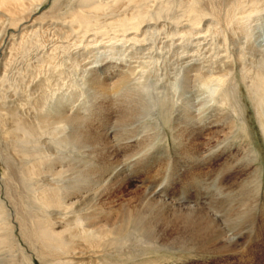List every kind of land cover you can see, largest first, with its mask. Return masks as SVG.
Segmentation results:
<instances>
[{"label":"bare ground","instance_id":"bare-ground-1","mask_svg":"<svg viewBox=\"0 0 264 264\" xmlns=\"http://www.w3.org/2000/svg\"><path fill=\"white\" fill-rule=\"evenodd\" d=\"M201 1L66 0L61 5V0H0V48L5 42L9 43V39H6L8 32L13 30L20 33L18 39L14 38L2 47L5 58L2 66L0 63L1 86L5 81L18 82L24 78L22 73L11 77L7 73L17 55L28 49L27 33L38 36V29L53 19L60 20L63 27L70 26L72 31L69 36L73 31L81 33L79 43L92 32L89 35L92 41L89 40L86 46L96 42L100 35H113L108 36V41L120 38L126 42H145L149 34L159 40V54L163 51L165 55H170L172 45H178L177 52L168 59L177 63H170L176 66L175 70L178 68L176 73L175 70L170 72L174 78L165 70L167 64L164 68L159 66L163 71L156 73L155 82L149 88L151 91L145 96L146 100L139 94V86L145 83L148 75H142L139 85L134 83V86H128L132 73L124 74L125 69L107 86L106 82L113 78V71L112 65L104 64L99 69L101 75H95L92 81L103 95L111 85L121 98L114 102L118 106L117 114L109 110L111 107L108 104L95 105L99 114L94 121L77 115L53 118L42 114V109L32 117L20 108L23 102L13 104L5 100L10 95H5L0 87V100L3 102H0V264H35V259L42 264H122L163 249L190 255L199 253L225 257L238 253V242L231 241L234 238L230 240L231 236L226 234L229 225H233L239 217L238 212L235 215L232 212L238 210L240 214L248 213L249 221L241 219L250 224L247 228L251 229L257 225V207L240 208L229 204L228 208L217 207L218 213L215 214L204 207L181 206L159 198L149 188L138 187H135L128 200L112 204V196L128 183L124 165L118 162L114 150V139L121 140H117L118 148L129 151L136 149L126 159L134 162V167L151 154L148 148L150 137L132 135L130 132L142 119L159 115L161 122L154 129L158 128L161 133L157 131L156 138L159 139L161 135L160 140L168 139L170 134L178 140L180 154L185 156L197 155L201 144L200 134L216 128L218 124L222 127L227 124L246 126L243 116L247 109L244 104L250 106L257 126L264 133V28L255 32L254 26L257 22L255 15L264 10V2ZM48 2L49 9L38 13V9ZM171 5L181 10V16L186 20L184 25L178 17L164 15V11L172 8ZM167 20L171 21L170 26ZM179 25L182 27L179 28ZM65 34L68 35V32ZM186 39L195 43L190 50L178 42ZM146 49L148 51L150 48ZM179 49L181 52L178 53ZM53 50L43 51L37 56L36 67L51 65ZM181 54L186 56L182 57ZM172 79H177L176 82L181 80V91L174 80L173 83L170 81ZM47 80L45 78L43 81ZM195 84L205 86L207 91L203 93L201 90L202 97L199 95L195 99H187L183 90L187 91V87ZM9 86L14 87L12 90L20 89L11 84ZM178 91L180 95L176 97ZM36 105L34 107L37 110ZM176 106L178 108L174 110ZM154 107L157 110H152ZM231 113H236L239 118L242 114V120H235ZM111 115L114 117L112 124ZM53 123L67 124L70 132L63 140L71 148L89 156L80 168L56 169L55 162L51 164V153L47 146L49 140L43 139V136ZM166 124H170L168 129L165 128ZM133 144L135 147L132 149L130 146ZM162 148H159V152ZM208 148L211 153L216 150L210 146ZM250 192V197L256 199L259 184ZM219 215L223 218L219 219ZM145 262L156 264L154 259L149 258L133 264Z\"/></svg>","mask_w":264,"mask_h":264},{"label":"rangeland","instance_id":"rangeland-1","mask_svg":"<svg viewBox=\"0 0 264 264\" xmlns=\"http://www.w3.org/2000/svg\"><path fill=\"white\" fill-rule=\"evenodd\" d=\"M64 1L66 0H63V2L61 0L60 4L63 5L65 3ZM205 1L206 0H202L201 2ZM49 7L50 3L48 2L38 9V13L45 9H49ZM171 7L172 8L169 9V11H164V15L167 14L168 17L172 16L173 18L178 17L181 19L184 25L186 20H184L185 18L181 16V10L172 5ZM262 7L264 8V4ZM38 13L35 16H37ZM255 20H257V22L253 24L256 26L255 32H258L260 28H264V10H261L255 15ZM60 22V20L58 21L53 19V21L51 20L47 24L44 23L41 28L38 29V36H30V33H27V35H29L27 40L31 48L27 43L26 48L28 49H25L23 52L17 55V61L14 60V63H12L11 68L8 71L9 74L7 73V75L10 77L12 75L18 76L19 73H22L25 75L24 78L22 77V79H20L18 82L13 80L7 82L5 81L2 86L0 85V87L3 89L2 92H4L5 95H10V97L5 100L11 101L9 103L13 104L19 103V101L23 102V104L19 105L20 108H23L32 117L35 116L36 111L42 109V114L53 116V118L60 115H77L86 119L91 118L94 121L97 120L96 118L99 114V111L97 108H95V105L98 104L99 106L101 103L108 104L112 109L109 110L113 112V114H117L118 106H116L114 102H116V99H120L121 96L118 95L114 89H112L111 85L108 87L107 91L103 92V95L100 92L102 90L99 89V87H97L92 81L95 75H101V70L99 69H102L104 64L107 65L106 63H109L108 65H112L111 68L113 71L111 74L113 78L106 82L107 86L114 78H116L115 76L118 74H123L125 69L126 72H124V74L129 75L132 73L129 75L130 82L128 86H134V83L135 85H139V80L142 78V75L146 74L149 76V72H151V76H147L146 81L144 80V84L146 86L143 84V82L139 86V94H142L145 100L147 99L145 96L149 95L151 91L150 87H152L153 83L155 82L153 80L156 73L163 71L162 68H164L166 64L167 69L165 70H167L169 73H173L176 69V66L173 67L170 63H177L174 60H170L171 62L168 60L170 56L172 57V55H174V52H177L178 45L175 43V45L173 44L170 48V55H165L163 51L160 53L164 55L163 57L162 55L160 56L158 50V47L161 45L159 40L157 41V39H155L154 36L150 34L147 35L145 41L146 43L133 41L126 42L123 39L120 40V38H114L108 41V36L112 37L113 35H100L97 36L96 42L86 46V44L90 42L89 40H91L89 35L92 32L87 34L86 39L84 38V40L79 43L78 40L81 37V33L73 31L72 35L69 36L72 31L70 26L63 27L62 22ZM170 22L171 21L167 20V24H169V26ZM180 27L182 26L179 25V28ZM12 31L8 32V35H6L8 37H6V39H9V43L12 40H15L14 38L18 39L20 36V33ZM65 32H68V35H66ZM10 34L14 36H11ZM193 38L192 40L195 39ZM34 39H37V41ZM175 39L178 38L175 37ZM192 40L186 39V42L178 40V42L180 45L184 46L185 49L190 50L195 44L191 43ZM5 43L9 44L8 42ZM6 44L2 45L0 48L1 66L3 64V59L5 58L1 51L3 50L4 46H6ZM52 47L53 49L56 48V50H53ZM146 47L150 49L147 51V49L145 50ZM52 50L54 52V56L51 65L49 64L42 67H36L37 56ZM179 52H181V49L178 50V53ZM181 55L182 57L186 56V54ZM123 58L125 59L122 60ZM182 61L183 60H181V62ZM155 62L159 64L156 66ZM145 63L147 66L144 65ZM14 65L15 67H13ZM21 65H24L23 68ZM134 65L137 68L133 67ZM171 67H173V69H171ZM21 68L24 70V72L21 70ZM1 69L2 73L3 67H1ZM176 71H178V68L175 70V73ZM171 73L170 75H172ZM87 76L89 78H87ZM171 77H173V75ZM45 78L48 80L43 81ZM173 80L176 82L177 79H172L170 81L173 83ZM9 84L12 86H17L20 89L12 90L14 87H10ZM175 84L178 90L181 91V80ZM195 85L187 87V91L183 90V94H185L184 96H186L187 99H195L197 96L199 97V95L202 97V91L203 93L207 91L206 88L204 89L205 86L200 84ZM198 88L200 92L198 91ZM179 91L176 97L180 95ZM144 93L145 95H143ZM35 100H37V105L34 102ZM0 102L3 103L2 99ZM34 105H36L37 110L35 109ZM244 107L247 109L245 111V116H243L246 126H237L234 124H231L232 126H230L227 124L222 127L221 124H218L215 126L216 128L210 129V131L205 132V134H200L201 144H199L197 155L185 156L180 154L181 149L178 145V140H175L170 134L168 139L161 138L162 140H160L161 135H159V139L156 138V133H158L157 131L159 130L158 128L154 129V127L157 125V123H159V121L161 122V117L156 113V115L149 116V119H142L136 123L134 127H132V130L130 129L131 131L129 130L133 133L132 135L138 134L137 136H139L140 134H144L145 137H150L151 139V142L149 141L148 145L149 153L151 151V154L146 159H142L141 163H139V166L134 167V162H129L130 160L126 161V159H129V157L133 155L132 153L136 149L129 151V149L118 148V141L121 142V140L113 138L116 141L118 140L116 142L112 139L114 141V150H116L117 158L119 159L118 162L124 165L126 170H124V175L128 180L127 185L124 186L121 191L116 192L112 196V200H114V203H112L113 205L120 204L121 202L131 198L133 195V190L135 187H138L140 189L149 188L159 198L167 199L181 206L204 207L206 210L209 209L208 211L215 214L218 213L217 210L219 208L217 207L228 208L229 204L233 205L234 207H257L258 209L256 210L257 225L255 224V227L251 228L253 230L247 228V226L250 224H246V222H244L245 220H242L243 218L247 219V221L250 220V215L248 213L241 212L240 214L238 210L232 212V214L238 212L237 215L239 217L235 222H233V225H229L226 234L228 237L231 236L229 237L230 240L234 238V240L231 241H236V243L238 242V253L234 256H213L199 253L190 255L186 252L182 253L176 250L170 251V249H163L154 254L151 253L149 256L144 258L141 257L132 261L127 260L124 262L125 264H133L142 259L147 260V258L151 260L154 259V263L156 264H264V133L259 128V126H257L254 112H252L250 106L244 104ZM71 108L72 110L70 111ZM177 108L178 107L176 106L174 110H177ZM152 110L157 109L154 107ZM235 114H233L235 120H242V114L240 118ZM109 117L111 118L110 121L112 124L114 117H112V115ZM151 119L153 121H151ZM66 125L67 124L65 123H53L51 128H49V130L45 133L46 135L44 134L43 136V139L49 140L47 146L49 147L51 153V164L53 165L54 161L56 169L66 170L67 167L68 169L71 167L80 168L83 166L84 161L88 159L89 156L87 154L83 155L81 150L71 148V145L67 141L63 140V138L68 136L67 134L70 132V127ZM139 125L141 126L139 127ZM168 126H170V124H166L165 128L168 129ZM64 131L65 133H63ZM160 133L161 131H159V134ZM134 145L135 144L131 145L130 147L133 149L135 147ZM208 146L213 147L212 149L216 150H213L214 152L211 153V150L208 148ZM159 148H162L161 152H159ZM141 151H143V149H141ZM152 152L156 153L153 155ZM65 163H67V165ZM129 164L131 166H129ZM65 175L67 177L69 176L68 173H65ZM257 184H259V193L256 196V199H253V197H250V191L252 189L254 190V186ZM233 200L235 201L233 202ZM240 201L241 203L237 205V203ZM218 217H220L219 219L223 218L221 215ZM245 226L247 229H245ZM34 262L35 264H42L38 259H35ZM145 264L147 263L145 262Z\"/></svg>","mask_w":264,"mask_h":264}]
</instances>
